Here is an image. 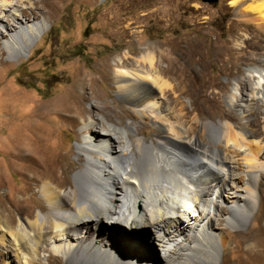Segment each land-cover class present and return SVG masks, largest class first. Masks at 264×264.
<instances>
[{
	"label": "bare ground",
	"instance_id": "obj_1",
	"mask_svg": "<svg viewBox=\"0 0 264 264\" xmlns=\"http://www.w3.org/2000/svg\"><path fill=\"white\" fill-rule=\"evenodd\" d=\"M229 3L238 18L227 41L206 45L197 33L182 34L169 46L148 43L101 64L132 122L108 105L85 109L87 89L98 97L94 77L83 72L73 82L81 98L71 90L53 102L29 99L35 107L30 139L14 144L11 157L46 204L35 212L22 195L15 210L0 208V262L13 264L14 252L16 264H218L225 257L221 248L237 237L260 242L258 231L243 229L251 217L259 222L264 204L262 146L251 140L264 130V79L243 67L258 61L264 68V0ZM54 5L0 0V59L31 53ZM214 65L218 73L210 75ZM63 124L78 137L76 163L66 170ZM120 212L142 227L128 231L115 224L112 215Z\"/></svg>",
	"mask_w": 264,
	"mask_h": 264
},
{
	"label": "rangeland",
	"instance_id": "obj_2",
	"mask_svg": "<svg viewBox=\"0 0 264 264\" xmlns=\"http://www.w3.org/2000/svg\"><path fill=\"white\" fill-rule=\"evenodd\" d=\"M229 1L208 3L202 0H55V5L51 8L52 15L46 18V31L34 43L32 52L14 59H0V208L15 210L22 195L27 197V203L35 212L38 211V205L46 204L38 187L34 185L35 182L27 180L14 169L17 164L11 157L20 143L30 139L28 135L32 122L28 119L35 113V107L32 103L29 104V99L37 103L53 102L68 91L76 90L73 88V82L83 72L85 77H94V89L98 97L91 98L87 89L86 95H89V98L84 100L85 109L91 110V105L97 106L98 109L108 105L121 115L124 122H132L128 105L122 96L115 93L112 79L103 76L101 64L106 61L113 63L114 58L127 49L134 52L141 50L148 43L160 42L169 46L173 38L182 34L197 33L206 45L214 39L219 42L227 41L230 33H233L232 23L238 18L237 7ZM38 15L39 19H43L42 14ZM0 32L3 33L2 30ZM239 33L249 36L250 34L245 33L251 32L240 30ZM247 50L251 51L250 48ZM249 65L243 67L246 75H251L248 69L253 68L257 76L255 79L263 80L264 68L259 62ZM218 68V65L209 67V74L218 73ZM193 70L198 71V67L194 66ZM221 79L226 80L227 77L222 75ZM235 82V78H231L230 88L234 91ZM76 91L79 97L84 93L80 89ZM185 101L189 102L187 98ZM22 115L24 118H21ZM50 119L52 123H61L57 117ZM215 120L220 121L217 118ZM140 124L141 121L137 118L135 126ZM262 126L264 129V124ZM69 127L61 125L63 139L60 152L64 155L61 161L62 170L76 163L77 158L75 150L78 137L68 129ZM75 128L81 131L80 125ZM97 130L100 131L98 127ZM146 130L150 136L152 130ZM261 132L258 136L251 137V140L262 146L264 157V130ZM86 133L83 131V134ZM72 173L70 172V175ZM260 189L264 200V178L261 180ZM202 204L203 201L199 203L200 206ZM4 223L2 218L0 230L4 229ZM262 224L263 229L260 230L259 226ZM217 225L218 231L225 229L223 223L218 222ZM253 228L258 231L256 233L260 236V242L250 241L253 245L249 247V240L237 237L225 250L221 248V255L224 253L225 256L220 261L222 264H264V204L259 222L251 217L243 230ZM156 243L159 241L156 240ZM157 248L163 249L161 246ZM9 256V261H13V264L14 261L15 264L19 261L16 253L10 252ZM0 264H4L3 261Z\"/></svg>",
	"mask_w": 264,
	"mask_h": 264
},
{
	"label": "water",
	"instance_id": "obj_3",
	"mask_svg": "<svg viewBox=\"0 0 264 264\" xmlns=\"http://www.w3.org/2000/svg\"><path fill=\"white\" fill-rule=\"evenodd\" d=\"M204 2H208V3H216L218 2V0H202Z\"/></svg>",
	"mask_w": 264,
	"mask_h": 264
},
{
	"label": "clouds",
	"instance_id": "obj_4",
	"mask_svg": "<svg viewBox=\"0 0 264 264\" xmlns=\"http://www.w3.org/2000/svg\"><path fill=\"white\" fill-rule=\"evenodd\" d=\"M112 205H113V204H112ZM112 205H110V207H109V210H111V208H112L111 206H112ZM130 211H132V212H133V211H134V209H130ZM112 212H113V211H112ZM112 217H113V215H112Z\"/></svg>",
	"mask_w": 264,
	"mask_h": 264
}]
</instances>
